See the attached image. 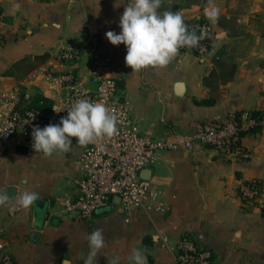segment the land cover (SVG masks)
<instances>
[{
  "label": "crops",
  "instance_id": "crops-1",
  "mask_svg": "<svg viewBox=\"0 0 264 264\" xmlns=\"http://www.w3.org/2000/svg\"><path fill=\"white\" fill-rule=\"evenodd\" d=\"M129 0H0L6 39L0 47V91H8L32 70L26 56L48 55L42 65L60 71L55 61L62 50L83 51L79 64L86 69L92 48L114 68L118 90L127 101L133 122L141 133L176 141L178 148L160 151L148 168L149 180L159 192L162 214L147 215L135 209L129 217L118 202L110 212L90 221L63 212L59 201L73 197L80 178L85 146L72 140L67 153L45 156L28 148L21 137L0 146V194L16 199L36 192L45 204H34L16 214L15 200L0 206V234L7 238L6 252L15 264H84L90 251L87 236L103 231L105 244L94 264H133V249L142 250L147 264H176L173 248L188 233L213 254V264H264V193L255 207L242 210L236 197L241 181L264 183V133L247 138L248 160H224L192 142L199 121L264 108V0H214L219 19L212 23V49L201 57L177 55L164 68L133 71L125 64V45L113 46L106 32H121L120 17ZM207 0H162L159 11H182L185 22L204 18ZM98 34L94 41L91 32ZM234 65L231 80L219 85L214 105L197 104L211 95L202 79ZM182 84L180 94L176 85ZM51 98L59 100L53 91Z\"/></svg>",
  "mask_w": 264,
  "mask_h": 264
},
{
  "label": "built area",
  "instance_id": "built-area-1",
  "mask_svg": "<svg viewBox=\"0 0 264 264\" xmlns=\"http://www.w3.org/2000/svg\"><path fill=\"white\" fill-rule=\"evenodd\" d=\"M3 22L0 11V25ZM189 30L195 29L204 38L196 47L180 49L178 55L193 53L201 57L210 52L214 44L213 25L204 18L186 21ZM98 32L93 29L91 40ZM6 39L0 33V47ZM83 57L80 50H60L55 61L62 66L60 71L39 66L8 91H0V146L21 137L23 143L33 149L32 130L48 124H59L67 116L72 104L79 99L103 102L118 118V132L108 138L102 137L86 145L81 154L80 178L76 180V193L59 201L63 212L74 214L77 219L90 221L96 214H104L118 205L127 217L135 209L147 215H158L164 211L159 192L150 180L141 177L157 159L160 151L178 148L176 141L155 139L143 134L131 118L130 107L118 90L113 66L92 48L89 66L81 70ZM60 97L56 101L51 92ZM41 95L52 103L43 110V101H36ZM55 111H54V110ZM57 111V112H56ZM264 133V108L233 112L214 120L199 121L194 126L191 139H184L182 147L191 149L192 142L217 153L224 160H248L251 153L244 144L247 138ZM77 142L76 138H70ZM264 193V183L258 179L241 181L236 197L242 210L255 207ZM21 210L10 209L14 215ZM7 238L0 234V264H13V258L6 252ZM176 264H213V254L199 245L188 233L181 234L173 248Z\"/></svg>",
  "mask_w": 264,
  "mask_h": 264
},
{
  "label": "clouds",
  "instance_id": "clouds-1",
  "mask_svg": "<svg viewBox=\"0 0 264 264\" xmlns=\"http://www.w3.org/2000/svg\"><path fill=\"white\" fill-rule=\"evenodd\" d=\"M161 6L162 0H129L120 17L121 32H106V38L113 46L125 45V64L133 71L164 68L179 54L180 49L196 47L204 38L203 33L197 35L195 29H188L182 11L161 13ZM204 11L210 22L218 21L220 10L214 0H207ZM117 123V116L103 102L79 99L59 124L33 128L32 147L45 156L57 151L67 153L72 148L70 138H76L79 145L86 146L99 138L114 136L118 132ZM14 200L18 207L28 209L39 200V194L25 191L18 199L10 197L7 192L0 194V206H8ZM87 240L90 251L84 264H94L97 253L105 244L103 231L94 230ZM130 260L133 264H147V257L139 249H133ZM63 264L71 262L65 259ZM108 264H119V258L109 260Z\"/></svg>",
  "mask_w": 264,
  "mask_h": 264
},
{
  "label": "trees",
  "instance_id": "trees-1",
  "mask_svg": "<svg viewBox=\"0 0 264 264\" xmlns=\"http://www.w3.org/2000/svg\"><path fill=\"white\" fill-rule=\"evenodd\" d=\"M48 59V55H40V56H26L24 61L25 65L28 69H34L36 67H39L43 65ZM234 65H229L227 68L223 70H219L218 72L213 69L207 76L203 77L202 82L203 85L208 87L211 90V95L208 99H205L201 102H198L197 104L204 105V106H212L215 104L217 97H218V91L220 84H225L231 80L234 73ZM36 101H43V110L48 109V105H50L52 102L41 96V95H35ZM14 261V260H13ZM15 264V262L13 263Z\"/></svg>",
  "mask_w": 264,
  "mask_h": 264
},
{
  "label": "water",
  "instance_id": "water-1",
  "mask_svg": "<svg viewBox=\"0 0 264 264\" xmlns=\"http://www.w3.org/2000/svg\"><path fill=\"white\" fill-rule=\"evenodd\" d=\"M176 88H177V93L176 94L178 95L181 92L180 90L182 89V84L181 83H178L176 85ZM141 177L143 179L149 180V170L146 169V170L142 171ZM115 201L116 202H119V199L118 198H115ZM43 204H45V201L44 200H40V199L37 202L34 203V205L37 206V207H41Z\"/></svg>",
  "mask_w": 264,
  "mask_h": 264
}]
</instances>
